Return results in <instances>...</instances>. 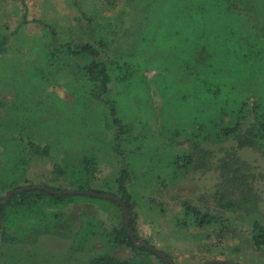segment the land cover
I'll return each mask as SVG.
<instances>
[{
  "label": "trees",
  "instance_id": "16d2710c",
  "mask_svg": "<svg viewBox=\"0 0 264 264\" xmlns=\"http://www.w3.org/2000/svg\"><path fill=\"white\" fill-rule=\"evenodd\" d=\"M21 1L26 10L25 0ZM119 2L96 0L88 13L79 8V30V25L69 28L68 32L39 21L44 38L39 58L43 59L40 65L26 69L27 84L35 79L33 82H37L43 93L56 70L68 73L72 77L70 91L77 102L75 114L59 127L40 121L41 116H38L42 123L41 134L31 135L26 141L23 134L3 132L18 122L0 120V143L6 152L16 157L26 153L27 157L14 165L22 172L27 171L34 158L51 161L56 180H67L70 186L67 190L115 196L123 202L129 212L131 235L125 222L122 232L115 233L116 241L137 251V256L121 259L99 255L89 264H150L143 260L146 255H154L169 264L146 247L150 246L147 241H143L146 245L143 247L133 241V238L140 240L134 225L133 196L129 190L131 171L126 156L145 149L147 122L142 121L141 116L131 117L133 114L124 117L120 111L131 104L135 107L134 101L139 100L140 106L134 109L150 112L149 99L159 91L165 104L164 112H170L180 126H166L170 130V141L186 135L197 147L203 146L202 152H209L205 144L213 145L217 147V154L232 156L233 160L238 159V153L244 149H254L264 156V23L261 21L264 1L145 0L144 5L135 6L139 0H126L121 7ZM21 27L20 24L12 35ZM76 29L77 40L72 32ZM12 35L0 34V56L7 50ZM131 41H134L132 46ZM125 44L128 47H124ZM150 70L155 72L151 80L147 76ZM91 103L104 106L107 111L87 114ZM37 107L43 114L53 110L44 97L38 100ZM17 109H14L15 115ZM58 110L70 116L68 109ZM133 120H137L135 128ZM101 137H109L108 144ZM76 140L85 141L89 148L85 144L78 146ZM130 144H136L131 152ZM76 145L78 148H72ZM101 154H111L119 160L120 169L114 179L118 194L94 187L99 181ZM168 156L164 166L175 174H186L193 163L192 154L169 152ZM9 163L15 164L13 159ZM222 176L224 183L217 191L219 205L234 210L238 205L248 204V201L240 203L228 199L232 191L227 187L244 185L245 175L236 164L223 166ZM42 187L67 192L48 185ZM11 188L22 189L23 186ZM77 197L41 189L16 194L0 208V221L9 207L36 205L42 198L49 204H58ZM100 199L122 207L113 200ZM184 209L186 217L199 229L221 223L219 217L189 204H185ZM122 213L125 219L124 210ZM12 225L8 228L14 227ZM252 240L257 249H264V225L258 221L253 225Z\"/></svg>",
  "mask_w": 264,
  "mask_h": 264
},
{
  "label": "rangeland",
  "instance_id": "374dc122",
  "mask_svg": "<svg viewBox=\"0 0 264 264\" xmlns=\"http://www.w3.org/2000/svg\"><path fill=\"white\" fill-rule=\"evenodd\" d=\"M119 1L121 7L126 0ZM144 1L139 0L135 6L144 5ZM95 2L25 0V10L21 0H0V34L12 35L20 24L22 26L17 34L11 36L7 50L0 56V120L18 122V125L9 127L11 130L3 132L23 134L26 141L29 136L39 135L42 131L40 121H48L59 127L73 118L71 116L75 114L77 102L70 91L72 77L68 73L56 70L42 93L37 82H33L35 79L27 84L29 76L25 71L42 63L43 58L39 56L43 53L41 41L44 38L39 21L68 31L79 25V8L88 13ZM261 21L264 23L263 17ZM77 29L72 31L75 40ZM133 42H130V46ZM154 73L151 70L148 72L149 80ZM16 91H21V94ZM41 97L53 109L52 112H40L37 103ZM134 103L135 107L131 104L126 110L122 108L120 113L124 117L132 114L131 117L141 116L142 121L147 122L145 149L126 156L131 171L129 190L133 196L132 211L139 240L147 241L174 264H208L215 261L221 262L219 264H264V249H257L252 240L254 222L264 225L263 154L254 149H244L238 153V159L233 160L232 156L217 154V147L213 145L205 144L209 152H202L203 146L197 147L186 135L172 142L170 130L166 126H180L170 112H164L161 93L155 91L149 99L150 112L135 110L140 102L135 100ZM16 108L17 115L14 114ZM62 108L68 109L70 116L66 111V114L59 112L58 109ZM87 109V114L91 115L107 111L106 107L96 103H91ZM38 116H41L40 121ZM133 122V128L138 126L137 120ZM101 139L108 144L109 137ZM75 142L78 146H87L85 141ZM77 145L72 148H78ZM135 145H129L130 152L135 149ZM210 151H214V154ZM169 152L192 154L193 163L186 174H175L164 166L169 159ZM100 156L99 181L94 187L118 194L114 179L120 169L119 160L111 154ZM26 157V153L16 157L6 152L0 143V199L18 189L11 187L48 185L59 191L70 188L65 178L56 180L54 163L51 161L34 158L29 162L26 172H22L20 167H14ZM11 159L15 164L9 163ZM233 164L241 170L245 179L241 187H227L228 191H232L228 199L249 203L229 210L219 205L217 191L224 183L223 166ZM9 185L10 189L5 190ZM223 192L227 193V190ZM46 200L42 198L41 202H35L33 204L36 205L32 206L7 208L0 221V264H89L92 258L99 255L121 259L137 256V251L116 241L115 233L122 232L126 222L123 208L116 203L85 196L58 204H49ZM185 204L219 217L221 223L202 229L195 227L191 218L186 217ZM11 224L14 227L8 228ZM146 256L143 260L150 264H164L154 255Z\"/></svg>",
  "mask_w": 264,
  "mask_h": 264
},
{
  "label": "water",
  "instance_id": "95a60500",
  "mask_svg": "<svg viewBox=\"0 0 264 264\" xmlns=\"http://www.w3.org/2000/svg\"><path fill=\"white\" fill-rule=\"evenodd\" d=\"M38 189L39 190L40 189L45 190L46 192H49L51 194H69V195H78V196L100 197V198L113 200V201L119 203L123 207V210L125 213V218H126L127 231H128V234L131 235L129 212H128L127 208L125 207V205L123 204V202L115 196L101 195V194H96V193H92V192H88V191H67V192L62 193V192H56V191L49 190L46 187L32 186V187H26V188L11 191L6 197H4L3 200L0 201V208L2 206H5L14 195L20 194V193H23L26 191H32V190H38ZM133 241H134L135 245L138 247L146 246L143 241H138L135 238H133ZM146 247L149 248L155 255H157L161 259L165 260L167 263L174 264L170 258H168L165 254L158 251L154 247H151V246H146ZM219 263H221V262L215 261V262H210L208 264H219Z\"/></svg>",
  "mask_w": 264,
  "mask_h": 264
}]
</instances>
